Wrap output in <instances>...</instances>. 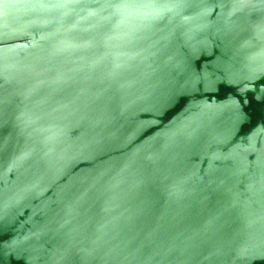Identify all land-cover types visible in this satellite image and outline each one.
Segmentation results:
<instances>
[{
	"label": "water",
	"instance_id": "1",
	"mask_svg": "<svg viewBox=\"0 0 264 264\" xmlns=\"http://www.w3.org/2000/svg\"><path fill=\"white\" fill-rule=\"evenodd\" d=\"M0 264H264V0H0Z\"/></svg>",
	"mask_w": 264,
	"mask_h": 264
}]
</instances>
